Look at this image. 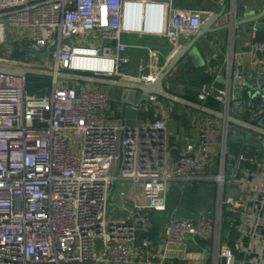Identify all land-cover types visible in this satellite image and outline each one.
<instances>
[{
    "label": "built area",
    "instance_id": "obj_1",
    "mask_svg": "<svg viewBox=\"0 0 264 264\" xmlns=\"http://www.w3.org/2000/svg\"><path fill=\"white\" fill-rule=\"evenodd\" d=\"M212 13L176 0H0V62L121 78L130 62L127 35L164 37L177 47ZM11 30L27 47L25 61L8 55ZM249 54L256 59L248 75L264 74V38L254 36ZM158 77L148 72L138 81ZM213 80L198 91L202 103ZM26 84L27 76L0 72V264H264V188L237 173L241 196L225 194L232 124L207 116L199 139L185 138L174 154L159 95L132 104L145 118L127 123L121 112L107 114L115 100L106 86L52 77L50 93L37 95ZM216 98L220 110L250 123L264 110L226 90ZM250 135L264 143L260 133L240 136ZM243 161L257 163L244 154ZM200 181L218 183L216 213L174 216L156 233L151 216L167 210L171 186ZM225 206L229 227L255 248L223 240ZM240 247L247 259L237 256Z\"/></svg>",
    "mask_w": 264,
    "mask_h": 264
},
{
    "label": "crops",
    "instance_id": "obj_2",
    "mask_svg": "<svg viewBox=\"0 0 264 264\" xmlns=\"http://www.w3.org/2000/svg\"><path fill=\"white\" fill-rule=\"evenodd\" d=\"M253 0H247L248 4H251ZM260 5H264V0H256ZM176 4L183 7H191L196 9H203L210 12H219L224 7L228 11V7L230 4V0H176ZM229 22V17L225 16L218 21V24L222 29L217 31L216 33L209 36V42H200L201 51L203 54L208 53L210 60L206 59V66L202 68H195L193 65L191 68L185 66L183 68H179L177 66L175 68L174 76L170 77V81L177 83L178 85L187 86V83L190 80H196L200 78V76L211 75L213 79L218 75L225 67L230 66L232 68V75L236 74L239 71L240 67H243L245 74L248 75L249 69L252 68V63L255 61V56L249 54V46L254 36L258 39L264 38V32H246L239 31L237 27L226 28L225 25ZM15 31H10L9 40L14 38ZM136 39L139 42V46L136 48L137 51L141 54L145 50L150 52V49L153 51L152 62H148L145 66H140V72H153L157 75H161L164 73L168 67L169 61L176 49L184 45L183 38L179 46H173L169 42L168 39L159 36H149V35H127L126 39ZM15 40V38H14ZM142 43H165L168 45L166 49L160 47L153 49L152 47H146L142 45ZM216 46V50H213V47ZM136 51L133 49L127 51V56L130 58V62L127 64L125 68V72H132L131 61H133ZM138 53V56H139ZM151 53V52H150ZM124 66V65H123ZM122 66V67H123ZM150 70V71H149ZM129 75V74H128ZM253 76H259L257 73H254ZM118 78V77H115ZM209 83V82H208ZM107 89L111 92L113 99L120 100L122 98V89L117 87H109L106 86ZM186 87V91H187ZM195 93H198L200 87H189ZM232 98L234 99V94L232 93ZM245 101L248 105H251V101L244 97L241 99ZM234 101H240L235 100ZM110 106V109L107 111V114L114 115L115 113L120 112V106H118V111L115 112L113 104ZM163 112L159 117L165 118L167 122V130L169 133V142L172 148V152L174 154L178 153L181 148L184 147L185 138L198 140L200 136V125L207 118L208 115L201 113L197 110L191 109L185 105L180 103L168 100L163 98L162 104ZM221 108V107H220ZM220 110V109H219ZM148 118L154 119V113H149ZM233 136L241 135L245 133L246 129L240 128L236 125H233L232 128ZM245 137V136H243ZM245 156L254 157L257 163H250L249 166L240 164V168L238 170V177L245 180L253 189L264 188V143L261 147L247 146L244 149ZM229 165L234 164L232 162V157L228 158ZM216 165H213L208 172L209 175H213L216 170ZM251 168L252 172L246 170V168ZM229 179V177H228ZM228 181V180H227ZM209 182V183H207ZM199 183H204L200 184ZM199 185V186H198ZM198 186L201 192L203 191L205 194V206L201 208L198 212L207 213L209 215H214L219 208V185L216 181H200L194 183L192 186H187L186 188H180L177 185H172L168 195V205L167 210L164 212H157L152 214V221L155 224V232H162L164 226L168 223V221L174 217H185V218H196L200 213L195 214L192 217L189 212H185L178 207L180 202L179 193L182 191L183 193H193L194 187ZM227 182L225 185V194H226ZM263 200V198H262ZM254 207H258L257 205ZM229 208L225 206L224 213L227 216L224 219V230H223V240L229 242L233 247H237L240 241H243L246 249L255 248L256 244L252 241L251 238H245L242 240L239 233L229 227ZM236 218H238L236 216ZM204 250L199 251L200 254H204L202 252ZM237 256L241 259H247L249 255L245 250H242L241 247L236 249ZM201 257V256H200ZM197 263V262H196Z\"/></svg>",
    "mask_w": 264,
    "mask_h": 264
},
{
    "label": "water",
    "instance_id": "obj_3",
    "mask_svg": "<svg viewBox=\"0 0 264 264\" xmlns=\"http://www.w3.org/2000/svg\"><path fill=\"white\" fill-rule=\"evenodd\" d=\"M229 17V22L225 25L226 28L237 27L239 31H256L264 32V5H260L256 0L248 4L247 0H230L228 11L224 7L219 12H214L208 16L200 31L190 40L184 39V45L176 49L169 61L168 67L153 83H141L138 81L125 80L121 78H110L98 75L78 74L72 72L56 73L49 69L26 67L0 62V72L5 74H13L20 76L36 75L44 77H57L61 80H69L73 82L92 83L102 86L117 87L122 89V98L114 101L120 106L121 118L127 123H133L134 119L143 120L144 112L141 109H134L131 105L144 101L146 94H156L162 98L180 103L191 109L197 110L208 116H213L217 119L236 125L240 128L260 133L264 135V110L254 123L245 121L228 114L226 111L214 109L202 103L201 101H193L186 97V87L178 85L170 81V77L174 76L175 68H183L185 66L191 68H202L206 66V59L210 60L209 54H203L200 47V42H209V36L222 29L218 21L225 17ZM216 50V46L213 47ZM32 54L40 53L41 51H26ZM230 66L225 67L213 80V89L211 94L218 96L220 91H228L234 94L235 100H241L247 97L251 101L254 109L264 108V74L259 76H247L243 67L234 75L231 73ZM80 84H77L75 91L80 92ZM234 139L243 140V136H234ZM244 143L248 146L261 147L262 141L255 135H250L244 139ZM242 152L233 156L234 164L227 169L226 175L229 177L227 181L226 196L240 197L241 192L238 188L233 187L235 178L240 168L242 160ZM230 209V208H229ZM241 213H237L239 218Z\"/></svg>",
    "mask_w": 264,
    "mask_h": 264
},
{
    "label": "rangeland",
    "instance_id": "obj_4",
    "mask_svg": "<svg viewBox=\"0 0 264 264\" xmlns=\"http://www.w3.org/2000/svg\"><path fill=\"white\" fill-rule=\"evenodd\" d=\"M17 33H18V31H16L15 34H17ZM18 35H20V34H18ZM11 38L12 39H10L8 41L7 46H6L8 55H10L12 57L13 61H25L24 57H25L26 53H24L23 51L25 49H27V47H25L24 44L20 43L19 41H15L13 37H11ZM125 41L131 46V50L133 49L134 51H136L135 55H137V56H135L133 61H131L132 63H131V66L129 67V69H131V68L133 69L132 72H130V70L128 73L125 72L126 71L125 68L127 67V64H126L122 67V72H121L120 77L122 78L125 76V78L128 80L138 81L139 78H141L143 75L147 74V73L143 72L144 70L142 72H140V68H141L140 66L144 67L145 64H147L148 62L149 63L152 62V55L150 52H147L146 50L140 54L136 49L139 46V42L136 39H133V38L129 39V40L125 39ZM142 45H145L146 47H152L153 49H155V47L156 48L162 47L164 49H166L168 47V45L165 43H142ZM138 53H139V56H138ZM46 55H47V53H45L43 55V57ZM39 58L41 59L42 57H39ZM66 82L68 84L74 83L73 81H69V80H66ZM113 107L115 109V112L118 111V105L116 103L113 104ZM207 183H209V182H207ZM200 184L201 183H199V185ZM202 184H204V183H202ZM198 186L192 188L193 193H186V192L183 193L182 191L179 193V195H180L179 198L181 197V195H182V197L180 198L181 200L178 204V207L181 210L185 211L186 213L189 212L191 215L189 217H192L195 214L200 213L198 211L205 206V200H204L205 194L203 191L201 192L199 189H197ZM122 189H124L125 192L130 191L129 187H122Z\"/></svg>",
    "mask_w": 264,
    "mask_h": 264
},
{
    "label": "trees",
    "instance_id": "obj_5",
    "mask_svg": "<svg viewBox=\"0 0 264 264\" xmlns=\"http://www.w3.org/2000/svg\"><path fill=\"white\" fill-rule=\"evenodd\" d=\"M213 80V77L211 75H204L200 76V78H197L196 80H190L187 83V91H186V97L193 101H199L198 100V93L193 92L189 89L190 86L192 87H201L204 83H208ZM27 90L30 93L37 94V95H47L50 93L52 88V78L51 77H44V76H36V75H28L27 76V84H26ZM206 105H208L211 108L214 109H220L221 103L220 101L210 94L206 100ZM246 139V137H243ZM243 140H237L232 137L229 141V154L230 155H237L238 153L242 152L245 155V147L248 145L244 143ZM232 162H234V158H232ZM243 165L249 166L250 164L248 162H242Z\"/></svg>",
    "mask_w": 264,
    "mask_h": 264
},
{
    "label": "bare ground",
    "instance_id": "obj_6",
    "mask_svg": "<svg viewBox=\"0 0 264 264\" xmlns=\"http://www.w3.org/2000/svg\"><path fill=\"white\" fill-rule=\"evenodd\" d=\"M85 66H86V67L88 66V68H91V67H93V66H95V65H94V64L92 65L91 63H86ZM104 66H106V67H109V66H110V67H111V63H110V64L108 63V64H106V65H104Z\"/></svg>",
    "mask_w": 264,
    "mask_h": 264
}]
</instances>
